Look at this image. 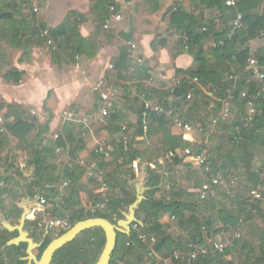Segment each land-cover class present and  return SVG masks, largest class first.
<instances>
[{
  "label": "crops",
  "instance_id": "1",
  "mask_svg": "<svg viewBox=\"0 0 264 264\" xmlns=\"http://www.w3.org/2000/svg\"><path fill=\"white\" fill-rule=\"evenodd\" d=\"M40 1V12L35 14L28 0H0V115L6 120V132L0 133V212L7 222L18 225L24 212L20 205L26 199L37 198L38 202L44 197L47 200L44 211L34 209L27 222L32 237L42 241L46 226L39 228L40 221L59 215L65 219L69 212L65 206L78 209L90 206L92 199L97 202L98 184L88 176L89 169L117 183V188L110 187L111 194L113 200H122V206L127 205L122 211L136 200V190L126 178L131 176L150 187V170H157L161 176L160 188L164 192L156 198L169 201L177 193L182 201L190 199L191 195L196 197L195 192L206 175L198 169L191 168L189 172L186 160L172 157L175 151L184 149L168 146L172 142H167V136L182 138L172 120L152 116V134L143 132L141 114L145 101H149L173 106L182 118L192 123L197 129L196 146L201 145L210 158L212 138L214 145L223 146L221 159H228L230 167L223 169L219 165L213 172V178H218L220 185L214 188L200 215L212 222L210 231L202 235L205 244L230 239L234 247L232 232L214 234L224 228L220 211L242 212L264 173V147L256 144L258 135L253 133L254 124L247 125L245 121L246 104L237 100L229 123L220 125L209 135L211 118L219 109H209L210 100L205 92H199L195 100L188 103L181 97H171L168 91L173 79H190L189 73L198 70L202 60L208 70L222 74L224 79L238 78L230 81L228 89L235 86L239 91L243 87L240 91L248 88L254 93L258 84L246 85L248 73L245 69L240 72L242 66L237 55L220 59L214 50L217 45L232 40L235 50H247L249 57L254 55L264 67V0H247L244 4L245 0H240L235 10L220 6L217 0ZM107 1L114 2L109 12L115 8V13L126 21L112 20L110 27L105 29V22L114 16L111 12L106 21L100 20L107 11ZM237 12L245 17L244 29L252 38L235 39L233 21ZM68 18L71 22L67 24V32L56 40L52 38L57 46L54 51L47 45L42 32L48 29L52 33L64 28ZM205 26L208 32L202 31ZM190 33L197 36L191 46ZM79 39L95 45L97 54L91 57L92 51L88 50L83 57L76 56L74 50ZM130 42L138 46L137 55L143 59L141 65L130 55ZM201 52L204 57H200ZM132 67L135 72H131ZM101 78L118 92L114 112L106 119L100 115V98L92 88ZM209 89L218 91V86L208 84L205 90ZM261 105L259 102L258 109ZM69 114L73 117H68ZM84 118L88 119L87 130H84ZM159 119H162V126ZM21 121L33 126L25 140L10 131ZM239 129L246 135L240 146H236L233 135ZM126 133L131 146L138 152L132 166L126 165L119 153ZM54 135L60 136V146L56 145L58 140L53 139ZM227 138L231 143L228 151L224 150L229 143ZM100 147L110 148L112 155L104 158L97 152ZM36 154L44 163L41 167L34 163ZM129 170L132 173L125 176ZM41 174L43 181L57 179L56 183L39 190L35 184L41 181ZM74 181L78 196L69 198L67 187ZM66 182L67 187L64 186ZM46 190H53L54 196L45 197ZM34 191L37 194L31 197ZM258 207V216L246 221L243 240L254 245L256 253L264 242V200ZM191 214L189 212L188 217ZM160 223L164 235L177 239L184 234L170 214H162ZM16 236L0 225V264L24 262L22 258L26 257L27 247L24 255H19L12 247L5 248ZM154 236L159 240L163 237ZM51 237L57 236L53 232ZM240 254L234 251L228 260L241 264ZM165 260L173 264L172 257Z\"/></svg>",
  "mask_w": 264,
  "mask_h": 264
},
{
  "label": "trees",
  "instance_id": "2",
  "mask_svg": "<svg viewBox=\"0 0 264 264\" xmlns=\"http://www.w3.org/2000/svg\"><path fill=\"white\" fill-rule=\"evenodd\" d=\"M247 2V0L243 1L242 4ZM217 3L220 6H225L226 8H229L225 5V3L222 0H217ZM114 4L112 1L108 3V1L105 3L107 7V11L103 14L102 18L100 19L102 22L106 21L110 15L111 12H109V8ZM241 2L238 0L235 7H231L229 9L235 10L238 9ZM238 14V12H237ZM236 14V15H237ZM71 22V19L68 18L66 25H64L63 31L60 32V30L54 31L51 33V37L56 40L57 37H60V35H63L67 32V24ZM244 23H245V17L243 19V27L241 29H234L235 30V39L239 38H245V37H253L251 34L249 35L247 31L244 29ZM74 31V30H73ZM63 32V33H62ZM190 46L191 43L196 40V35L190 33ZM232 40H228L223 42L221 45H217L215 47V53L217 58H224L231 55H237V60L239 63H241L242 69L240 72L245 69L247 60H248V51L247 50H235V48L232 47L231 44ZM88 50L92 51L91 57H94L97 54V47L93 45L89 41H85L83 39H79L78 43L76 45V49L74 50V54L79 57H83L85 52ZM204 57L203 53L201 52V56ZM201 60V59H200ZM202 66L196 70L189 73V77H199L203 84L207 86L210 85H217L218 86V92L219 96L223 97L226 90L228 89L229 84L231 83L230 78L224 79L221 75H218L217 73L208 70L207 65L204 61ZM233 81V80H232ZM185 82H189V79L187 78ZM243 87L239 88L238 90L242 89ZM187 92V86H183L178 90L177 97H181L185 99V95ZM169 105V104H166ZM220 107V104L218 103V109ZM242 107V106H241ZM157 117V116H156ZM153 118L155 116L153 115ZM161 118L165 119L166 116H161ZM160 125L162 126V119H159ZM254 128L253 133L258 135V140L256 141V144H259L264 147V102H262L261 108L259 109V114L256 117L254 121ZM33 126L25 123V122H19L17 125H15L13 128H11V133L22 140H25L27 135L32 131ZM244 131V130H243ZM147 134H152V129L149 127V131ZM238 133L235 132L233 137L236 139L234 140V144L237 146L241 144L242 137L246 135L244 132H242L241 135H237ZM167 142L170 141L172 143H169L168 146L172 147L174 149L179 148H186L190 144L185 142L183 138H176L172 136H167L166 138ZM57 146H60L61 143L58 140ZM238 146V147H239ZM109 152V155L111 156L113 151L110 150V148L106 149ZM38 153V152H37ZM119 153L120 157L124 159V163L126 165L132 166L133 162L137 159L138 152L135 151V149L131 146V143L129 142L128 148L126 149L125 145L122 143L119 145ZM177 162H180L177 158H175ZM34 163L36 166L41 167L42 164V158L39 154L35 155ZM228 162H223L222 164H218L217 166L213 167V165L210 162V156H209V164H210V172L205 173L206 177L213 178V172L214 169H218L219 165L223 167V169H227ZM217 171V170H216ZM132 173L131 170L126 172L124 175H129ZM150 178L148 181V185L153 188V190L148 192V201H145L142 204V207L140 211L138 212V218L142 222V226L140 227V231L148 236H154V235H162L163 237L160 238L157 245V251H158V257L160 260H165L167 258L172 257L173 264H236L232 260H228V257L233 254L234 251H240L241 254L244 255V264H264V242H261V245L259 246V253H256V249L254 245L251 243H247L243 240H235L234 241V247H229L224 253L219 254H210L207 257L200 258L197 261L189 263L186 260L185 254L189 251V245L190 241H199L202 244H205V239L203 237L204 231H210V228L212 226V222L200 215L202 214L203 207L208 203V200L206 201H199L196 202L193 199H188L186 201H182L181 197L178 196L179 194H175V196L167 201L165 198H156L157 194H161L163 191L162 188H160L161 183V176L159 175L157 170H150ZM41 181L39 180L35 186L39 190H42L46 185H52L53 183H56L57 179L55 180H47L43 181L42 174ZM121 179V178H119ZM108 182V181H107ZM124 184H128L127 181H123ZM262 182V179L257 180L255 188H257ZM110 187L117 188V183H114L112 180L109 182ZM76 181H74L73 184L69 185L67 187L68 191V197L72 198L73 196H78V193L75 190ZM254 188V189H255ZM253 189V187L251 188ZM253 189V190H254ZM1 190V189H0ZM2 193V191H1ZM37 194L36 191L31 192V197H34ZM54 191H45L43 195L47 198H52L54 196ZM191 195V194H190ZM196 196V195H195ZM190 198H194L193 195H191ZM68 200V199H67ZM122 200H113L111 201V208H110V214H97L93 215L90 212H87L84 208H76L72 206H65L64 209L74 210L73 216L70 218V228H72L76 223L87 220L89 218L94 217H100L107 219L111 222L116 223L118 220L122 218L121 211L125 209L126 206H122ZM260 203V202H259ZM258 203V204H259ZM258 204L255 207L249 208L248 200L243 205L242 212L240 211L239 214H236L235 212H231L229 210H221L220 211V218L222 220V223L224 225V228L215 231L216 233H222V232H231L230 228H233L237 225L238 221L245 216V220L248 221L249 219H252L254 216H258L259 213V207ZM253 209L256 210V213L254 214L252 211ZM192 212L191 216L188 217V213ZM117 215V220L114 219L113 215ZM162 214H170V216L173 218L175 217V220H173L179 229L183 232H190L191 239L187 238L184 234L181 235L177 239H173L168 235H164L162 232V224L160 223V216ZM205 228V230H203ZM65 232L60 233V235L64 234ZM59 235V236H60ZM233 238V235H232ZM52 241L51 237H48L42 248L40 249L38 256L40 257L43 253V251L46 249L48 244ZM129 244V245H128ZM105 245V235L104 232L99 229H91L88 231L83 232L78 238L73 241L72 243L68 244L64 248H62L55 256L54 264H96V262L99 259V256L102 253L103 247ZM27 247L26 244H22L18 247L14 246L12 248L16 249L19 252V255H24L25 250ZM175 251H179L183 254L182 258L177 260L173 258V253ZM148 253V247L146 244H143L138 239V234L133 232L131 237H127L125 235L119 234L118 235V241H117V247L113 253L111 264H148L151 262V264H158L160 263L159 258H154L153 261L151 259L149 260L147 258ZM256 256V259L254 260V257ZM24 262H20V264H23Z\"/></svg>",
  "mask_w": 264,
  "mask_h": 264
},
{
  "label": "built area",
  "instance_id": "3",
  "mask_svg": "<svg viewBox=\"0 0 264 264\" xmlns=\"http://www.w3.org/2000/svg\"><path fill=\"white\" fill-rule=\"evenodd\" d=\"M225 5L229 8L235 7L238 0H222ZM28 3L35 14H38L41 9V1L40 0H28ZM111 12L114 14L112 19H109L105 22L104 28L108 29L111 25L112 20L117 22H125L126 19L115 13V8H111ZM243 19L244 16L240 13L236 15L235 20L233 21V28L241 29L243 27ZM203 32H208V27L205 26L202 29ZM42 36L46 39L47 45L54 51L57 50V46L54 40L51 37L50 30H43ZM130 55L134 58L137 64H142L143 59L137 55L138 46L130 42ZM110 68H113L111 65ZM245 70L248 73V78L246 80V85L251 87L253 84H258L257 89L254 93L250 91V89H245L241 91H237L235 86L229 88L223 97L219 96V92L215 89L205 90V86L202 83V80L199 77H192L189 79V82H185L182 78H175L172 80V85L169 88V95L171 97H176L178 90L183 86H187V92L185 95V100L188 103H192L199 92H205L206 96L209 98V109L215 110L218 108L217 102L220 103L219 110L217 113L211 118L207 133L210 135L214 133L216 128L220 125L228 124L231 116H232V108L237 100H242L245 102L246 107L248 109V116L246 117L247 125H253L256 117L259 114V109L257 107L259 102H264V67L261 65L259 59L257 57L250 56ZM131 72H135V67L131 68ZM237 77H231V80L237 81ZM93 91L99 95L100 98V115L102 118H110L114 112L115 104L118 96V92L115 88L108 86L104 78L99 79L93 85ZM145 97V95L143 96ZM166 116L170 118L173 122V126L177 128L182 133V138L185 142L190 145L184 148L182 151H175L172 157L179 156L181 159L186 160L187 164L190 165L192 169H198L203 173L210 172V164H209V154L207 151L202 150L200 146H196L198 144L196 138L197 129L193 126L192 123L186 121L182 118L175 108L171 105L164 104H153L149 101H145L143 105V111L141 114L142 119V127L144 134H147L150 127V121L152 116ZM68 117H73V114H69ZM84 130L88 129V119L84 118ZM6 120L0 115V133L4 134L6 132L5 127ZM126 131V128H124ZM243 130H238V135H241ZM59 135H54V140L57 141L59 139ZM122 141L126 147L129 145V137L128 134H124L122 137ZM99 154L104 156V158L108 159L110 157L109 152L105 149V147H100L97 151ZM21 167H24V164H21ZM153 167V166H152ZM154 168V167H153ZM88 176L90 178H94L97 181V202L94 206L91 207L90 213L93 215L97 214H110L112 194L111 188L107 180L102 175H95L92 169L88 170ZM237 181V178L234 179ZM4 185V183H2ZM69 184L66 182L64 186L67 187ZM220 185V180L218 178H208L206 177L203 183L200 185L198 190H196L195 195L197 200L206 201L210 198L211 193L214 188ZM264 200V173L261 184L251 191L248 199L249 208L255 207L259 202ZM47 204V200L44 197L38 199L37 208L35 210H39L41 212L44 211V207ZM254 214L256 210L252 211ZM114 219L117 220V215H113ZM175 220V217L172 218ZM44 222V223H43ZM46 224L49 226V230L54 232L58 237L60 233L67 232L70 229V221L67 219L57 218V217H48V219L44 221H40L38 223L39 228H44ZM141 224L134 223L132 225V233L135 232L138 234V239L146 244L148 247L147 258L153 261L154 258L158 257L157 245L158 238L156 236H148L140 231ZM246 228V220L245 218H241L237 225L231 229L233 239L234 240H243L244 239V231ZM205 230V228L203 229ZM184 235L191 239L190 232H184ZM129 245V244H128ZM233 243L230 239L225 240H215L211 244H202L199 241H190L189 251L185 254L186 260L191 263L199 260L200 258H204L209 256L210 254H222L229 247H232ZM183 254L179 251H175L173 253L174 259H181ZM160 260V258H159ZM148 264H151L148 263ZM158 264H169L168 260H160Z\"/></svg>",
  "mask_w": 264,
  "mask_h": 264
},
{
  "label": "water",
  "instance_id": "4",
  "mask_svg": "<svg viewBox=\"0 0 264 264\" xmlns=\"http://www.w3.org/2000/svg\"><path fill=\"white\" fill-rule=\"evenodd\" d=\"M126 180L135 188L136 200L126 211H122V218L120 220L114 223L104 218L94 217L80 221L67 232L56 237L46 247L40 257L38 256V253L50 233L49 226L46 224V234L42 241H36L27 229L29 216L37 207V198L32 200L26 199L20 205L24 212L18 225H12L7 222L3 213L0 212V225L9 233L17 234L16 237L6 243L5 248L14 246L18 247L22 244H26V257H23L22 261L26 262V264H52L54 256L59 250L75 241L83 232L99 228L104 232L105 245L96 264H111L113 253L117 247L118 235L122 234L131 237L133 234L132 225L134 223H142L138 218V212L140 211L142 204L145 201H148L146 193L153 189L148 187L145 183L133 180L131 176L127 177Z\"/></svg>",
  "mask_w": 264,
  "mask_h": 264
},
{
  "label": "rangeland",
  "instance_id": "5",
  "mask_svg": "<svg viewBox=\"0 0 264 264\" xmlns=\"http://www.w3.org/2000/svg\"><path fill=\"white\" fill-rule=\"evenodd\" d=\"M225 129H227V128H225ZM220 131V130H219ZM229 132H227V136H229ZM228 139V138H227ZM228 141H229V139H228ZM211 142H212V145H211V158H210V162H211V164L213 165V167H215V166H217V163L219 162V161H224L225 162V164H226V162H228L227 164H228V166H229V160L228 159H224V158H222L221 159V154H220V152L222 151V149H223V146L221 145V147L220 146H216V145H214V139L212 138L211 139ZM223 145H225V144H223ZM230 145H231V143H230V141H229V143H227L226 144V147H225V149L224 150H226V151H228L230 148ZM215 148V149H214ZM227 166V167H228ZM185 167L187 168L186 170H188L189 172H190V170H191V168H190V165H185ZM230 167V166H229ZM228 167V168H229ZM215 171H216V169H214ZM110 181V180H109ZM108 181V182H109ZM200 183V181H198L197 182V186H198V184ZM196 186V187H197ZM190 199H193L195 202L197 201V198L196 197H194V198H190ZM96 204V201H95V199H92V201H91V205L90 206H88V207H84V209L87 211V212H90V209H91V207L92 206H94ZM89 205V204H88ZM68 213L66 214V218L65 219H67V220H69L70 221V218L73 216V214H74V210H69L68 209ZM61 216L59 215L58 216V218H60ZM52 238V237H51ZM239 257H240V263L241 264H244L245 262H244V255L243 254H240L239 255Z\"/></svg>",
  "mask_w": 264,
  "mask_h": 264
},
{
  "label": "flooded vegetation",
  "instance_id": "6",
  "mask_svg": "<svg viewBox=\"0 0 264 264\" xmlns=\"http://www.w3.org/2000/svg\"><path fill=\"white\" fill-rule=\"evenodd\" d=\"M52 233H53V232L50 230V233H49V235L47 236V238H48V237H51V236H52ZM45 234H46V233H45ZM47 238H46V239H47ZM53 240H54V239H52V241H53ZM52 241H51V242H52ZM51 242H50V243H51ZM50 243H49V244H50ZM49 244H48V245H49ZM66 246H67V245H66ZM59 251H60V250H59ZM59 251H58V252H59ZM58 252H57V253H58ZM57 253H56V254H57ZM56 254H55V256H56ZM55 256H54V260H55ZM54 260H53V263H52V264H54Z\"/></svg>",
  "mask_w": 264,
  "mask_h": 264
}]
</instances>
